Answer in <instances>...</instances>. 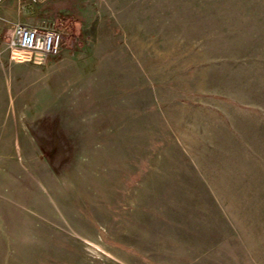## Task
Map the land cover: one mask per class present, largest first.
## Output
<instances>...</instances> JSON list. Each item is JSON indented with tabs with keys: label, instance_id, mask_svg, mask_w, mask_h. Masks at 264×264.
<instances>
[{
	"label": "rangeland",
	"instance_id": "1",
	"mask_svg": "<svg viewBox=\"0 0 264 264\" xmlns=\"http://www.w3.org/2000/svg\"><path fill=\"white\" fill-rule=\"evenodd\" d=\"M0 264H264V0L0 2Z\"/></svg>",
	"mask_w": 264,
	"mask_h": 264
},
{
	"label": "built area",
	"instance_id": "2",
	"mask_svg": "<svg viewBox=\"0 0 264 264\" xmlns=\"http://www.w3.org/2000/svg\"><path fill=\"white\" fill-rule=\"evenodd\" d=\"M8 45L11 49L27 53L36 63H41L61 53L64 34L53 28L17 24L10 35Z\"/></svg>",
	"mask_w": 264,
	"mask_h": 264
}]
</instances>
